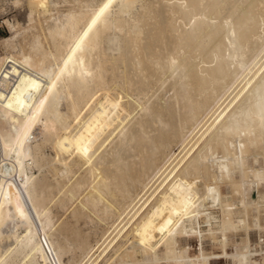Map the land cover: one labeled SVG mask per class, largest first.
Returning a JSON list of instances; mask_svg holds the SVG:
<instances>
[{"label":"bare ground","instance_id":"6f19581e","mask_svg":"<svg viewBox=\"0 0 264 264\" xmlns=\"http://www.w3.org/2000/svg\"><path fill=\"white\" fill-rule=\"evenodd\" d=\"M24 1L28 25L14 27L3 39L0 57V109L17 121L11 138L0 135V243L13 238L3 249L0 244V264H17L19 255L27 264H48V249L36 237L50 223L55 181L46 174L38 178L33 165L62 177L77 165L89 166L87 172L100 169L94 190L79 201L93 211L106 195L126 205L132 186L138 183L143 190L145 178L151 181L160 171L153 192L137 206L141 194H135V203L128 204L131 214L88 264H128L109 251L123 252L129 234L130 249L140 247L150 263L159 260L155 248L163 244L166 261L206 264L208 256L190 258L177 251V242L171 246L183 228L182 236H203L199 218L209 222L211 216L201 211L207 197L221 206L219 243L226 254V231L247 230L246 212L264 206V195L262 204L251 202L245 189L264 179L263 170L252 174L246 159L257 144L264 153V0H146L139 6L134 5L139 0H66L70 4L56 7L54 15L49 5L57 1ZM39 13L45 23L34 19ZM153 87L160 90L159 99L170 93L164 100L140 101ZM122 91L137 96L133 115ZM36 126L43 131L32 143ZM173 141L182 144L179 156L164 151ZM46 143L53 155L41 151ZM235 168L241 170L238 180ZM249 172L255 178H248ZM221 183L229 184L232 198L240 195V206L221 200ZM81 206L71 214L77 221L86 209ZM110 207L100 208L99 219L110 215ZM60 226L56 232L64 234L74 225ZM214 233L208 228V236ZM242 247L231 255L248 264L250 251Z\"/></svg>","mask_w":264,"mask_h":264},{"label":"rangeland","instance_id":"374dc122","mask_svg":"<svg viewBox=\"0 0 264 264\" xmlns=\"http://www.w3.org/2000/svg\"><path fill=\"white\" fill-rule=\"evenodd\" d=\"M53 1H57V3L55 4V6L49 5V7L51 8L50 11H51L52 15L56 14L57 11H60L61 8L63 9V7L65 8L70 4L69 3L70 1H69V2H67V4H68L67 5L66 0H53ZM89 1L95 2L96 0H89ZM99 1L100 0H97L96 3ZM150 1H153V0H150ZM144 2L146 3V0H142V1L139 0V1L135 2L134 5L139 6L140 3L142 4ZM96 3H94V4H96ZM53 7H54V9H53ZM56 7H57V11H56ZM26 9L27 8H26V4H25L24 0L19 2L18 4L12 3V0L11 1L10 0H0V57H2L5 53V47L3 45V39L5 37H8V36L13 34L14 27H16V26L21 27V26H25V25L27 26L28 25L27 16H26L27 15ZM48 15H49V13L45 14V16H47V17H48ZM34 16H35L34 19H39L42 23H45V21L43 20V19H45V17L43 16L42 13L34 14ZM36 21L37 20H34V23H36ZM150 90H148L150 92L147 91L148 94H150L151 96L153 94H155L153 96L154 97L156 96V98L150 97V95H148L146 92L147 95L146 94L140 95L139 100L143 101V100H146V98L150 99V100L159 99L158 95H160V90L157 91L154 87L151 88ZM168 93H170V91H166V92L164 91V93L160 99L163 98L162 100H164L166 98V96L168 95ZM130 94H128V96L125 95V96H127V99H126V97L124 96V92L122 91V95H123L122 100L123 101L124 100H128V101L130 100L129 101L130 102L129 108L131 110V115H133L137 110V106H135L136 105L135 99L137 98V96L135 95V93L133 94V92L132 93L130 92ZM131 96H135V98L133 99V97H131ZM142 97L145 99H143ZM60 106H61L60 107L61 109H64V103H61ZM132 108H135V109H132ZM142 112H144V114L141 117H145L148 113V110H145ZM135 116H138V115L135 114ZM172 121H175L177 123V117L175 115H173ZM176 123L173 122L174 125ZM16 126H17V121L14 119V116L9 115V114H5L0 109V135H2L5 138H11V136H13L15 134ZM36 128L34 129V132H33L34 134L32 133L34 136L33 137L34 139H32V138L30 139L32 143L39 140L41 133L43 131L42 129H40L39 126H36ZM37 130H38V132H37ZM197 134L198 133H196L195 135H197ZM180 144L181 143L179 141L178 142L177 141L170 142V143H168V146L166 147L168 150L166 151V148H165L164 151L167 154H170L171 157H173L172 155H176L179 152L177 154L179 156L183 152V150L180 151L182 148V144L181 145ZM42 146H41V151L45 155L46 154H49V155L54 154V152H53L54 150L51 148L52 146H50V144L46 143ZM261 151H262L261 145L257 144L256 146L251 147V150H250L249 154L247 155L246 159L248 160V162H247V160H246V162L249 163V167L252 168V171H251V172H253L252 174L256 173V175H257V172H260V171L262 172V170L264 173V153H263V151L262 152ZM171 153H174V154H171ZM255 154L256 155L258 154V156H255ZM65 155H67V154H65ZM0 157H1V155H0ZM29 161L30 160H27V162H29ZM246 162H245V167L248 165ZM77 166H73L75 168L72 167L73 172L64 173L65 175L63 174V177H62V175H58L59 173L56 175H52L51 173L47 174L48 171H47L46 167L44 168V166L37 169V167L33 165L30 169L34 175H37L38 178L41 177L43 174H46L47 178L49 176L53 177V180L51 179L52 177L48 178V179H50V181L51 180L55 181V182H52V185L54 187L51 186V194L53 193L52 194L53 198L48 203V206L50 207V223L48 226L39 228L38 236L36 237V238L40 239L42 244L45 247H47V249H48L45 253V255L47 256L46 261L48 264L50 262H52L53 264H58L59 262L62 264H84V263L88 264V262L91 261L92 257H94V255L99 253L100 249L103 246H105V244H107L111 238L114 237L113 235H115L118 228L125 222L127 217L131 214V212L133 211V208L130 210V207H131V205H133L135 203L134 201H136L135 200L136 198H134L135 194L138 193L139 195H137V196H140V194H141V197H140L141 200L139 199V201H137L136 204H134V206H137L140 201H142L146 198V195H148L149 192H153V190L155 188L154 185H157V183L160 179L159 177L162 176V175L158 176L160 173V171H159L154 176L155 178L153 177L151 179V181L147 180L145 178L144 182L148 181L149 183L148 182H147L148 184L146 183L147 186H145L143 188V190H142L141 185H139L138 183H136L134 186H132L130 191H131L132 195L133 194L134 195L131 196L132 198H130V199H132L131 201L134 203H132L130 200H128L129 202L126 201L127 203L125 205V202H123L122 200H115L113 198L110 199L111 198L110 196L107 197V195L106 196L103 195L105 197L101 196L100 200L96 203V210L93 211V210L88 209V208H91L90 207L91 205L90 206L88 205L87 208H86V206H83V208H82L81 204L84 201L83 198L86 196L85 195L86 192H88V191L90 192V191L94 190L93 185L95 184V182L98 180V178L100 176V173H99L100 169L98 170V168H97V169L93 170L94 172H92V171L87 172L86 169L89 166L86 168L85 167L83 168L84 165L81 166L82 168L79 166L77 167ZM76 167H77V169H76ZM253 167H254V169H253ZM260 168H263V169H260ZM238 169L239 168H237V169L235 168L234 172H233V177L235 179L241 178V177H239V176H241V172H240L241 170L240 169L238 170ZM255 169L256 170L259 169V171L256 172V171H254ZM74 170H75V172H74ZM97 170H98V174L96 173ZM145 170L148 172V170H149L148 167H144L142 169V172H146ZM251 172L248 173L249 174L248 178L254 177L251 174ZM1 174H2V171L0 169V179L2 176ZM39 175H41V176H39ZM55 176H56V178H55ZM142 177H143V175H142ZM157 178H158V181H157ZM141 179L143 180V178H141ZM153 179L154 180L156 179L155 182L154 181L152 182ZM76 180H80L81 182L74 184V182H76ZM259 180L260 181L258 184L255 183V185H254V183H252L249 186H246L245 189H246V192L249 191L247 193V198H248L247 200L254 202V199H255V200L259 201V204H260V202L262 204V202H263L262 195H264V181H263L264 179L262 180V178L261 179L259 178ZM151 183H153V185ZM70 185H72L71 189L67 190V187ZM58 186H60V188ZM220 189H221V198H223L221 200H224L225 198L228 200L232 199L234 204L240 206V203H239L240 202L239 201L240 195H238V194L236 196L233 195L234 198H232L231 192H230V186L228 183H221ZM145 190H146V192H145ZM256 190H257V192H256ZM142 193H144V194L142 195ZM65 195L68 197H66ZM229 195L231 198L228 197ZM250 196H251V199L249 198ZM256 197H257V199H256ZM133 198H134V200H133ZM80 199H81V201H80ZM79 201H80V203L81 202L82 203L80 204ZM211 201H213V200L210 197H207L202 202L203 204L201 207V211H211V216H212V217L210 216L209 222H206L205 217H203V216H201L199 218V220H201L202 222L205 221L203 224L200 221V228L202 229V233L204 232L203 236H198L196 234L185 235V236L183 235L182 236L181 233L184 232V228H183L182 231H180L176 234L171 248L173 249L174 242H177V251L181 252L182 250H185V253L190 258H200L201 253H202L203 255L209 257L207 264H238L236 259L233 258L231 254L237 252L238 250L245 249L242 246L247 245V248L250 251V262L248 264H264V206H263V204L258 207L257 211L259 213H257V214H256V212H257L256 208L251 209L252 212L250 211L249 216H248V221L250 223V226L247 228V230H244L243 228L238 227L236 229H229L226 231L227 233H225V235L227 234L226 237L228 239H226L227 242L225 243L226 245L224 246V251L226 252V254H223L222 253V247L219 243L220 234L218 232L219 224H220L219 219H221L220 218L221 217L220 216L221 215V210H220L221 206H220L218 201H215V202H211ZM107 202L110 204H108ZM210 202L213 203L212 204L213 206L210 204ZM128 204H131V205H128ZM101 205H103V206L104 205H111L110 211H108L109 213L107 212L110 215L104 214V217L105 216L106 217L99 219L100 215L103 214V213L100 214V211H101L100 208L103 207ZM78 206H81V211L84 208H86L87 210L84 209V210H86V212L84 210L82 212H80V214L78 215V217L79 216L80 217L78 218V221H77V220H75V218L71 214H73V211H74L73 209L77 210ZM125 206H126V208H125ZM127 210H128V212H127ZM95 212H96V214H95ZM253 212H254V214H253ZM82 213H84L86 216L89 213V215L86 218V216ZM97 213L100 215H98ZM235 218L236 217H234V219ZM234 221L236 222V219ZM214 222H216V223H214ZM64 223L68 224V225H74V226L72 227V229L68 230L69 232L66 231L65 232L66 234L65 233L64 234L63 233L58 234L56 232L57 227H59L60 225H62V226L65 225ZM256 225H258L259 227H257ZM208 228H211L212 230L216 231V233H214L212 237L210 235L208 236ZM70 231L72 233H70ZM232 231H234V232H232ZM18 232L23 233V228H19ZM205 232H207V233H205ZM228 232H230V233H228ZM130 238H131V236L129 234L127 243L123 242V239H122L121 242L124 243V244H122L123 245L122 246L123 252L118 250L117 253L115 254L114 252L112 253V250L108 249L109 247L107 248L108 250H110L109 254L111 255V258H113L116 261H119L121 259L126 258L129 262L128 264H147L146 262H148V264H183L182 262H178V263L172 262L171 263V261H166L163 258L166 254L165 253L166 248L164 247L163 244H160L159 246H157L155 248V251L157 252V258H159V260L156 261L155 263H153V262L150 263V260H149L150 256H147V255L144 256L140 247H136L133 251H132V249H130L129 242H132V239H130ZM228 240H229V242H228ZM12 241H13V238H8V239L3 238L2 242L0 243L1 248L3 249L4 247L11 245ZM245 241L247 243H245ZM240 247L243 249H241ZM90 249H93V250H90ZM124 252L126 253L127 257L121 256ZM91 253H92V256H90ZM125 253H124V255H125ZM131 253H133V255ZM198 254H200V255H198ZM34 259L36 261H38L39 263L42 262V259L40 258L38 253H35ZM15 262H17V264H27V258H22V256L19 255V256H17Z\"/></svg>","mask_w":264,"mask_h":264},{"label":"crops","instance_id":"0c3cea01","mask_svg":"<svg viewBox=\"0 0 264 264\" xmlns=\"http://www.w3.org/2000/svg\"><path fill=\"white\" fill-rule=\"evenodd\" d=\"M249 213H250V211H247V212H246V215H245V221H246L247 226H250V223H249V221H248ZM206 264H207V263H206Z\"/></svg>","mask_w":264,"mask_h":264}]
</instances>
